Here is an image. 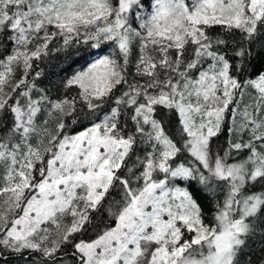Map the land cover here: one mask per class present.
<instances>
[{
	"label": "snow or ice",
	"instance_id": "obj_1",
	"mask_svg": "<svg viewBox=\"0 0 264 264\" xmlns=\"http://www.w3.org/2000/svg\"><path fill=\"white\" fill-rule=\"evenodd\" d=\"M0 264H264V0H0Z\"/></svg>",
	"mask_w": 264,
	"mask_h": 264
}]
</instances>
